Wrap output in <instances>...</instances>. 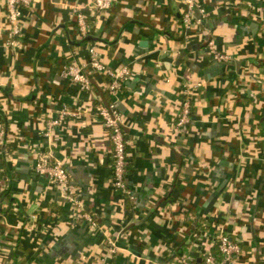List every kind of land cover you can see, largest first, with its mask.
Returning a JSON list of instances; mask_svg holds the SVG:
<instances>
[{
  "label": "crops",
  "instance_id": "obj_1",
  "mask_svg": "<svg viewBox=\"0 0 264 264\" xmlns=\"http://www.w3.org/2000/svg\"><path fill=\"white\" fill-rule=\"evenodd\" d=\"M86 2L36 1L23 11L16 52L0 0V130L10 142L0 149L10 184L0 264H174L184 253L202 264L224 234L242 250L230 264H264V87L255 81L264 77V0H197L209 16L190 30L181 0H122L106 15L86 13L92 29L83 37L67 7ZM210 39L231 62L213 60ZM92 46L109 69L131 71L118 97L107 92L108 77L92 76L83 92L62 75L87 64ZM187 86L192 122L178 134ZM101 101L116 102L124 118L134 200L112 186V144L94 108ZM63 108L83 112L45 137ZM42 152L66 164L99 228L74 217L34 172ZM34 214L37 229L24 230Z\"/></svg>",
  "mask_w": 264,
  "mask_h": 264
},
{
  "label": "built area",
  "instance_id": "obj_2",
  "mask_svg": "<svg viewBox=\"0 0 264 264\" xmlns=\"http://www.w3.org/2000/svg\"><path fill=\"white\" fill-rule=\"evenodd\" d=\"M38 0H4L6 14L8 19V46L18 52L23 47V19L24 10L31 9L33 4ZM40 1V0H39ZM122 0H87L84 5H72L67 9L72 17L75 18L78 31L81 36L85 37L92 29L88 23L86 13H90L94 17L106 15L115 5ZM186 6V11L183 14L182 21L186 30H190L194 25L202 24V19L209 16V12L202 8L197 0H181ZM87 11V12H86ZM198 11L199 17L195 13ZM207 49L213 60L219 64H226L232 61V56L222 53L216 46L214 39H210L207 43ZM62 75L71 81L72 84L78 86L81 91L89 92L92 89V76H105L109 78L106 83V90L112 97H118L124 85V80L131 76V71L128 68L121 70H111L104 63L97 46H92L89 51V62L85 65L70 64L65 66ZM256 78V77H255ZM257 84L264 87V77L255 79ZM194 87L187 86L184 91L185 99L181 102V108L178 113L175 131L182 133L187 131V126L192 122V112L194 103L192 95ZM95 111L101 122L108 131L109 138L112 144V186L116 191H120L129 199L134 200L131 191L128 189L126 175L129 167V157L127 152L128 140L125 132V121L117 108L116 102L106 104L99 102L95 105ZM80 112L70 111L68 108L60 109L55 118L49 119L46 123L44 132L45 137H50L52 132L57 128L65 125L67 117L81 115ZM10 144L7 139L5 129L0 130V149ZM34 172L39 176L45 177L49 184L55 187L59 194L67 200L74 208L76 218H83L88 222L93 229L99 228L98 220L94 215L85 212L84 204L79 200L74 184L71 181L66 164L60 160H54L49 153H40L33 166ZM2 169L0 167V239L1 226L5 219V214L2 212L1 198L6 191L9 190L10 184L3 178ZM37 215L28 216L23 229L26 231L37 229ZM110 246V253H115L117 250V241L112 238L106 239ZM218 254L208 251L203 259L202 264H230L234 259L241 255L242 250L238 243L233 242L226 234L221 235L218 240ZM7 264V263H6ZM174 264H196L191 254L184 253L180 255Z\"/></svg>",
  "mask_w": 264,
  "mask_h": 264
}]
</instances>
